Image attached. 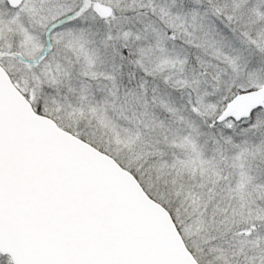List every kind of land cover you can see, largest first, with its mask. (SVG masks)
<instances>
[{
	"label": "snow or ice",
	"instance_id": "snow-or-ice-1",
	"mask_svg": "<svg viewBox=\"0 0 264 264\" xmlns=\"http://www.w3.org/2000/svg\"><path fill=\"white\" fill-rule=\"evenodd\" d=\"M0 264H264V0H0Z\"/></svg>",
	"mask_w": 264,
	"mask_h": 264
}]
</instances>
